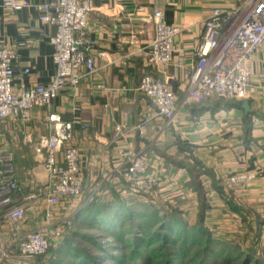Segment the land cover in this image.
Instances as JSON below:
<instances>
[{"label":"crops","instance_id":"crops-1","mask_svg":"<svg viewBox=\"0 0 264 264\" xmlns=\"http://www.w3.org/2000/svg\"><path fill=\"white\" fill-rule=\"evenodd\" d=\"M27 1L28 5L18 10L0 5V46H11L15 51L16 87L49 84L56 73L51 41L56 28L40 19L39 10L40 4L51 0ZM244 1L92 0L88 36L94 42L92 55L97 70L86 74L77 86L62 90L50 106L34 109L30 120L7 123L6 142L13 150L30 151L35 159L34 141L52 132L49 115L75 118L74 142L80 149L84 180L82 208L121 192L123 172L135 154L146 157L148 172L157 179L151 199L172 195L198 198L189 186L192 175L186 167V163L196 166L197 159L202 164L199 179L207 198L215 200L210 202L206 219L223 209L226 228L261 233L264 171L247 183L229 186L226 181L232 174L264 164V45L252 60L249 96L190 104L180 110L174 125H167L166 118L139 89L143 74L151 72L170 84L174 81L181 96L186 87L183 73L199 58L195 47L204 20L214 8L231 9ZM158 9L166 23L183 28L175 41L174 62L169 65L154 62L146 53ZM101 51L111 53L115 62L109 64ZM235 100L249 101L251 111L246 113L244 105H226ZM178 132L183 136L178 137ZM38 169L43 176V168Z\"/></svg>","mask_w":264,"mask_h":264},{"label":"built area","instance_id":"built-area-1","mask_svg":"<svg viewBox=\"0 0 264 264\" xmlns=\"http://www.w3.org/2000/svg\"><path fill=\"white\" fill-rule=\"evenodd\" d=\"M0 5L18 10L28 5V1L0 0ZM39 10L40 19L56 28L51 38L56 73L49 84L16 87L15 51L11 46H0V237L13 238L10 249H3V241L0 242V261L15 260L19 264L47 254L54 241L46 228L24 227L30 220L27 212L31 205L47 203L44 209L37 206L35 214L41 212L50 218V206L83 194L84 180L80 149L74 142L75 118L60 113L49 115L52 132L34 141L35 159L29 170L33 182L29 192L18 176L14 150L5 139V125L30 120L34 109L50 106L62 90L77 86L86 74L97 70L92 55L94 42L88 36L92 0H51L40 4ZM182 31L180 25L166 23L163 11L156 10L154 36L146 49L150 59L166 65L173 63L175 41ZM263 45L264 0H245L231 9L214 8L203 22V33L195 47L199 58L183 73L186 82L183 94L179 96L169 80L151 72L143 74L139 89L152 100L167 125H174L180 110L190 104L249 96L252 60ZM99 54L109 64L115 62L111 53ZM177 136L183 134L178 132ZM39 167L45 172L43 176ZM148 167L146 157L135 154L123 172L125 181L131 184L129 189L144 196H150L157 184ZM263 171L264 164L232 174L226 184L250 182ZM260 239L264 242V227Z\"/></svg>","mask_w":264,"mask_h":264},{"label":"trees","instance_id":"trees-1","mask_svg":"<svg viewBox=\"0 0 264 264\" xmlns=\"http://www.w3.org/2000/svg\"><path fill=\"white\" fill-rule=\"evenodd\" d=\"M243 104V101L235 100L227 102L226 105L243 107ZM181 164L184 165L185 163L182 162ZM186 167L189 168L192 175L189 186L197 192L199 200V222L196 225L190 226L186 224L179 215L180 211L177 208L167 209L165 217L164 215L162 217L160 215L161 209L155 203L139 201V204L137 202L130 206L119 200V193L114 194L120 204L118 202L115 203L114 200L103 203L104 205L99 203L98 200L92 201L83 206L76 216L74 223L82 221L96 227L99 224L105 223L107 225L106 230H111L115 238L123 240L124 227L118 221L123 219L125 215L129 216L134 226L131 232L135 240L130 244L131 250L127 254L114 256L120 263L139 264L142 261L144 264H187L188 255L191 254L190 252L193 250V247H196V264H264V255L258 254L257 250L250 249L246 251L237 242L214 238L205 224L210 204L206 190L199 179L200 173L203 170L202 164L196 159V166L186 163ZM151 226H158V230L155 232L147 231L148 236L141 234L143 230ZM118 227L121 228L119 234L116 232ZM72 231L79 233L82 237L85 236V232ZM88 238L94 244L98 243L94 237ZM124 245L126 246L123 243ZM61 246L62 244L55 248L53 246L50 247L49 252H52L53 255L51 256L50 254L48 261H43V257L48 254L37 257L42 264H102V256L91 254L90 249L72 248L71 252L73 254L68 253V250L63 255L60 251ZM103 248L101 246V249ZM148 248L149 251H147ZM67 254L74 257L68 259L66 257Z\"/></svg>","mask_w":264,"mask_h":264},{"label":"rangeland","instance_id":"rangeland-1","mask_svg":"<svg viewBox=\"0 0 264 264\" xmlns=\"http://www.w3.org/2000/svg\"><path fill=\"white\" fill-rule=\"evenodd\" d=\"M15 153V159H16V165H17V172L18 176L22 179H25L24 183H29L26 184V192L30 191V184L33 182V175L29 173V170L33 164V156L30 151L23 150V149H14ZM158 178V177H157ZM158 184V183H157ZM157 184L155 186H157ZM129 186H131L130 183L128 182H122L121 184V192H119V200L123 201L124 203H127V205H134L139 201H149L153 202L156 205L159 206L161 209L160 215H164L165 217V212H167V209L170 208H177L180 211V216L183 218V220L186 222L188 225H196V223L199 222V213H198V207H199V200L198 198L194 197V195H185V198H182L180 196L182 195H176V196H171V197H161L159 196L158 199H151L149 196H144V193H139V192H134L131 189H129ZM155 188V187H154ZM156 189V188H155ZM174 190H179L178 188H174ZM176 194V193H175ZM210 199H208V202L215 203V200L212 199V197L209 196ZM197 199V200H196ZM120 202L118 201V198H116L115 194L112 193L109 195H105L104 198H101L98 200L99 203L106 202H111V201ZM81 198H75L73 201L69 202L68 204L66 203H61L60 205L57 206H50V210L52 212L50 218L44 216L42 217L39 214H35L37 210V206H41V208H45L47 206V203L45 205L41 204H32L31 208L28 210L27 214L29 215V223L24 226L27 229L31 228H46L50 232V236L54 239L53 243L51 246L58 247L60 244L62 246L60 247V251L62 252L63 255H65L66 252L72 253L71 250L72 248H86L87 250H91V254H95V256H102V264H126L120 263L116 257L114 256H123L124 254H127L131 248L130 244L135 240L133 237V233L131 232L133 229V223L132 219L125 215L123 219H120L118 222L121 223V226L124 227V234H123V240H118L117 238L114 237V233L109 231V229L106 230V224L102 223L101 225L99 224L98 227L93 226V225H88L86 222L80 221L79 223H74V220L78 213L81 211L82 206L80 205L81 203ZM197 202V205H196ZM139 206V205H138ZM197 206V207H196ZM223 207V206H222ZM208 211V210H207ZM216 213L213 214L212 216L209 214V218H205V224L206 227L210 230L214 238L218 239H224L229 242H237L242 249L248 251L250 249H254L258 251V254L264 255V249L262 248L264 246V242L261 241V233H259L256 230H251L249 229L247 232L243 231L241 232L240 230L237 231L236 228H226L225 223L227 221L225 220L226 217L223 214L224 210L223 209H217L215 211ZM127 216V217H126ZM41 217V218H40ZM33 219V221H32ZM218 221L215 223V221ZM71 222V225L68 224V222ZM86 224V225H85ZM114 229V228H113ZM72 230H77L78 232H85V236L82 237L80 236L79 233H74ZM115 230V229H114ZM158 230V226H151L148 227L147 229L143 230L141 234L144 236H148L146 233L148 232H155ZM121 231V228H117L116 232L119 234ZM263 231V230H262ZM116 233V234H117ZM88 237H94L96 240V244L91 242V240ZM0 242L3 241L2 244H4L2 247L3 249H10L12 246H10V241L13 240L3 238L2 236L0 237ZM126 244V246H123V243ZM101 246L104 248L101 249ZM153 246V245H152ZM149 247V246H148ZM150 248V247H149ZM149 248L147 251H149ZM195 251L196 247H193V250L190 252L191 254L188 255L187 258V264H196L195 262ZM48 254V255H47ZM45 255L47 256H42L43 261H48L51 256L53 255L52 252H49ZM60 254V255H62ZM66 257L72 258L74 257L73 255H66ZM163 261V259H162ZM161 261V262H162ZM45 263V262H44ZM0 264H19L15 260H10V261H0ZM23 264H42L41 261L39 260L38 257H32V258H27L25 259ZM139 264H144L142 261ZM154 264H160V263H154Z\"/></svg>","mask_w":264,"mask_h":264},{"label":"water","instance_id":"water-1","mask_svg":"<svg viewBox=\"0 0 264 264\" xmlns=\"http://www.w3.org/2000/svg\"><path fill=\"white\" fill-rule=\"evenodd\" d=\"M171 84L173 85L174 87V90H176V83L174 81H171ZM244 109L246 111V113H249L251 111V108H250V102L249 101H244Z\"/></svg>","mask_w":264,"mask_h":264}]
</instances>
